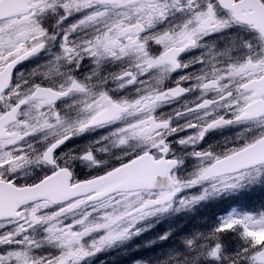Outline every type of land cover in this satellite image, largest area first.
<instances>
[{
    "label": "snow or ice",
    "instance_id": "1",
    "mask_svg": "<svg viewBox=\"0 0 264 264\" xmlns=\"http://www.w3.org/2000/svg\"><path fill=\"white\" fill-rule=\"evenodd\" d=\"M256 192L264 0H0V264H264Z\"/></svg>",
    "mask_w": 264,
    "mask_h": 264
},
{
    "label": "rangeland",
    "instance_id": "2",
    "mask_svg": "<svg viewBox=\"0 0 264 264\" xmlns=\"http://www.w3.org/2000/svg\"><path fill=\"white\" fill-rule=\"evenodd\" d=\"M246 202L251 206L259 207L261 203H264V192H256L250 194V198H248ZM232 206L236 207L237 205L233 204ZM227 207L228 205L223 203L210 204L208 207L200 209V212L197 214L196 219L192 221L188 226L191 227L192 224H201L208 222L210 219H213L216 215L220 214ZM137 251H139L141 255L145 254L143 250H136L135 248H132L130 250H125L123 248L115 249L99 254L98 256L100 257L97 258V256L96 258H94L91 261V264H101V261L103 262V264H111L112 259L115 257L119 259L114 260V264H132L133 253ZM136 258H140V256L138 255Z\"/></svg>",
    "mask_w": 264,
    "mask_h": 264
},
{
    "label": "trees",
    "instance_id": "3",
    "mask_svg": "<svg viewBox=\"0 0 264 264\" xmlns=\"http://www.w3.org/2000/svg\"><path fill=\"white\" fill-rule=\"evenodd\" d=\"M99 257H100V256H98L97 258H99ZM116 259H119V258H116V257L113 258L112 261H111V264H114V260H116ZM120 259H124V258H120ZM107 262H108V261H107ZM92 263H93V262H92Z\"/></svg>",
    "mask_w": 264,
    "mask_h": 264
},
{
    "label": "flooded vegetation",
    "instance_id": "4",
    "mask_svg": "<svg viewBox=\"0 0 264 264\" xmlns=\"http://www.w3.org/2000/svg\"><path fill=\"white\" fill-rule=\"evenodd\" d=\"M24 69H22V71H23ZM73 145H72V142H69L68 143V147H72Z\"/></svg>",
    "mask_w": 264,
    "mask_h": 264
}]
</instances>
